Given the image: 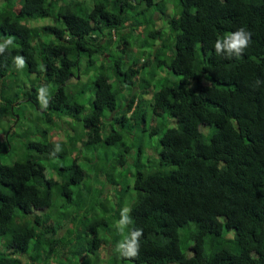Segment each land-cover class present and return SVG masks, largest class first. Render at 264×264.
Instances as JSON below:
<instances>
[{"label": "trees", "instance_id": "1", "mask_svg": "<svg viewBox=\"0 0 264 264\" xmlns=\"http://www.w3.org/2000/svg\"><path fill=\"white\" fill-rule=\"evenodd\" d=\"M84 1L0 0V44L13 38L0 53V124L8 122L0 155L13 158L6 165L0 156V264H66L70 256L71 264H84L90 255L110 264H264V0H179L180 15L166 18L175 31L173 57L157 61L180 77L178 84L158 89L124 58L115 62L116 79L106 69L96 76L77 137L120 145L113 167L129 168L131 149L125 133L109 124L146 122L149 108L159 119L152 131L161 137L152 155L157 162L136 164L131 203L124 176L119 183L105 171L98 179L60 139L62 118L87 112L67 90L81 77L82 59L87 53L93 65L130 15L124 2L115 12L99 0L87 11ZM241 27L251 33L250 45L239 57L217 55L216 41ZM52 87L43 108L40 89ZM27 101L44 124H22ZM15 137L24 142L23 158L14 154ZM97 183L113 201L101 219L93 216ZM55 207L62 212L57 218ZM124 207L133 223L121 234L116 225ZM133 229L143 233L139 253L121 257L116 245Z\"/></svg>", "mask_w": 264, "mask_h": 264}, {"label": "rangeland", "instance_id": "2", "mask_svg": "<svg viewBox=\"0 0 264 264\" xmlns=\"http://www.w3.org/2000/svg\"><path fill=\"white\" fill-rule=\"evenodd\" d=\"M96 1L98 0L84 1V9L87 11L92 10ZM100 1L106 3L108 8L115 12H118L119 10V3L124 2L126 8L130 9L128 11V14H130L128 15L129 19L124 24L129 29H127L124 33H121L120 31L115 37L112 34V38L109 37L110 41L107 45V48L103 47L102 49L104 54L101 56L94 55L93 65L90 63V58L87 53L82 59L80 65L81 77L79 75L77 78L78 80H74L75 82L73 84L74 87L72 90H67L76 96L77 102L86 106L87 112L80 114L78 117L65 115L62 118V122L66 128H64V130L61 132L62 137H60V139H63V147L65 151L69 153L70 158H76L79 165H81L90 174L95 175V177L98 179L101 177H106L105 171H113V173H115L116 177L118 178L119 183L121 182L122 176H124L126 185L128 186V184H130L132 186V189L127 192L128 194L126 196H124L125 203H131V200L129 199L136 198L137 196V191L133 188V174L135 172L136 164L141 160L143 164L148 166L155 165L157 161L153 159L152 155L161 148L159 145L161 138L160 132L157 134L152 132L155 127L159 126V119L155 116L152 117V109H148L146 122L144 121L143 117H141L136 123L135 120H132L130 123H124L123 125H118L114 121L109 124V127L114 128V130L125 133V145L129 146L131 149V152L128 155L129 168L127 167L124 172L120 167H113L117 165L115 156L121 151L120 145L116 144L114 146H106L104 141L94 145H89L87 144V141H84V138L77 136L79 129L82 128L85 116L89 114V100L93 93L92 86L96 76L101 72L102 69H106L109 77L112 80L116 79L118 75L114 73L113 69L116 67L115 62L118 59L124 58L123 62H128L129 65H132L134 61H136V65L138 67H142V75H144L154 86H157L158 89L163 85H175L179 83L180 77L172 73L167 67L163 65H157V61L167 60L169 62L173 57L175 31L173 32L171 28H169L166 18L180 15L182 7L179 0H154L155 4L153 7H147L146 4L141 3V0H99V2ZM161 8L165 10L166 14L163 15V19L159 21L160 17L159 15L156 16V14L159 13ZM47 20H43L42 22H47ZM155 32L159 33V35H156ZM150 57L153 58L150 59ZM150 63L152 66H149ZM119 77L121 79L122 75ZM54 89L55 88L52 87V89L46 90L44 92V99L51 96L55 92L53 91ZM155 90L157 89H154V92H156ZM154 94L155 93L152 94V97ZM25 104L26 107H22V124H44L45 122L42 123L38 120L39 123H37L36 121V115L38 113L37 108L35 109L36 105H32L29 101L25 102ZM39 104L43 106L44 102L40 99ZM84 114L86 115L84 116ZM17 118H19V116H17ZM54 119L57 120L58 118L55 116ZM170 125L173 124L170 123ZM7 127L8 122L5 119L0 124V138L3 139L4 132ZM84 129L87 131L86 127H84ZM105 134L106 133L104 132V137ZM41 137L42 136L40 134H36L34 139ZM53 140L57 139L55 138ZM23 143L24 142H22V140H18L16 137L12 139V145L15 146L14 149L17 152L14 154L18 155L19 158H23L25 154V151L22 149ZM0 156H3L2 161L4 164L11 165L13 163L12 155L9 156L7 153L1 154ZM43 163L47 164L48 162L44 160ZM48 172L50 173L49 170ZM90 186L91 182H89V187ZM95 187H98L99 190L96 189L97 192L95 203H97V212L93 216L96 219H101L103 217V208L111 209L113 207V201L106 197V190L101 193V189L103 187L102 184L97 183L95 184ZM112 197H115L114 192H112ZM108 200L111 202H108ZM53 211L55 218H57L58 215L62 213L56 207ZM109 234L114 240L111 243L115 244V237L118 235L116 229L111 228ZM3 242L4 239H0V250L2 251L1 254L5 253ZM189 253L190 252H187V254ZM90 256L91 257H88L87 259L80 258V260L83 259L86 264H110L109 261L105 260L107 257L100 260V258L97 259L92 255ZM71 258L72 256H70V259L66 261V264H71ZM91 259H94L96 263L92 262ZM65 260L66 258H63L61 259V262L64 263ZM78 260L79 258H77L75 262Z\"/></svg>", "mask_w": 264, "mask_h": 264}, {"label": "clouds", "instance_id": "3", "mask_svg": "<svg viewBox=\"0 0 264 264\" xmlns=\"http://www.w3.org/2000/svg\"><path fill=\"white\" fill-rule=\"evenodd\" d=\"M159 15L160 19L163 17L161 13L156 14V16ZM155 16V17H156ZM159 19V21H160ZM156 21V19H155ZM127 29H129L127 26H123L120 28L121 33H124ZM111 33L116 36L115 31H111ZM106 38L103 40V44L105 43ZM13 38H8L5 44H0V53H3L5 50V47L8 44L12 43ZM70 41V38L67 36L65 41ZM251 42V33L246 31L243 27L239 28L234 33L227 34L226 38H224L222 41L217 40L214 47L217 55H226L228 58H231L232 56L239 57L243 51L250 45ZM158 55V52H157ZM153 57H150L152 59ZM15 62L18 66H22L24 64V60L22 57H16ZM260 81H257V84H259ZM44 92L45 89H40V99L44 102L46 105L47 101L44 99ZM56 151H59V146L56 147ZM130 208L124 207L120 214V219L117 222V228L120 231L121 234H124L125 229L133 223L132 218L130 217ZM142 230L141 229H133L129 231L127 235H124V238L117 243L115 251L116 253L125 258H134L139 253V238L142 236ZM58 262V261H57ZM56 262V263H57Z\"/></svg>", "mask_w": 264, "mask_h": 264}]
</instances>
